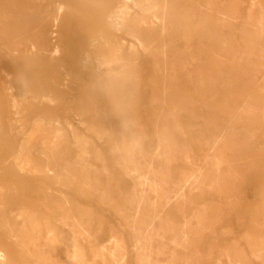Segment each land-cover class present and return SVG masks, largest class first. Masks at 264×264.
Masks as SVG:
<instances>
[{
	"label": "rangeland",
	"instance_id": "obj_1",
	"mask_svg": "<svg viewBox=\"0 0 264 264\" xmlns=\"http://www.w3.org/2000/svg\"><path fill=\"white\" fill-rule=\"evenodd\" d=\"M0 264H264V0H0Z\"/></svg>",
	"mask_w": 264,
	"mask_h": 264
},
{
	"label": "bare ground",
	"instance_id": "obj_2",
	"mask_svg": "<svg viewBox=\"0 0 264 264\" xmlns=\"http://www.w3.org/2000/svg\"><path fill=\"white\" fill-rule=\"evenodd\" d=\"M143 9H144V8H143ZM121 15H122V14H121ZM119 17H120V16H119ZM119 17H118V18H117V17H116V18H113V17L110 18V20L113 21V23H114L115 26H118V25H119V22H120V21H119ZM6 36H7V35H6ZM6 38H7V37H6ZM54 51H55V50H54ZM53 53H54V52H53ZM13 90H14V89H13ZM49 101H50V100H49ZM35 125H36V124H35ZM35 125H34V127H35ZM37 130H38V129H37ZM21 144H22V143H21ZM23 144H24V142H23ZM19 146H20V145H18V147H19ZM20 147H21V146H20ZM22 149H23V146H22ZM20 154H21V153H20ZM22 156H23V155H22ZM24 156H25V155H24ZM24 156H23V157H24ZM17 158H18V157H17ZM17 158H16V159H17ZM26 161H27V160H26ZM28 166H29V162H25L23 168H24V167H28ZM36 170H37V169H36ZM32 171H33V170H32ZM37 171H38V170H37Z\"/></svg>",
	"mask_w": 264,
	"mask_h": 264
}]
</instances>
